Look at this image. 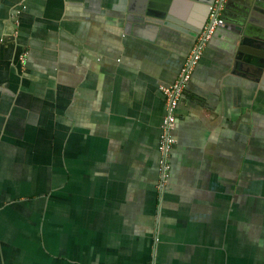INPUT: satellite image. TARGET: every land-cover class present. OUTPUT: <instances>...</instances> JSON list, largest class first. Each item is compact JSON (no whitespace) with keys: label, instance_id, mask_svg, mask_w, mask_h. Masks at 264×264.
Masks as SVG:
<instances>
[{"label":"crops","instance_id":"0c3cea01","mask_svg":"<svg viewBox=\"0 0 264 264\" xmlns=\"http://www.w3.org/2000/svg\"><path fill=\"white\" fill-rule=\"evenodd\" d=\"M0 0V264H264V0Z\"/></svg>","mask_w":264,"mask_h":264},{"label":"built area","instance_id":"2783aa9c","mask_svg":"<svg viewBox=\"0 0 264 264\" xmlns=\"http://www.w3.org/2000/svg\"><path fill=\"white\" fill-rule=\"evenodd\" d=\"M227 2L228 0H213L211 5L208 7L207 20L202 29L203 33L198 42L193 47L183 67L181 68L177 79L171 85L161 87L167 99L166 115L162 126L159 146L162 156L161 170L163 178L168 176L170 169V164L168 162V152L172 144L175 142L172 132L178 125V105L191 79L193 69L202 56L204 47L211 40L217 28L224 23L222 17Z\"/></svg>","mask_w":264,"mask_h":264},{"label":"water","instance_id":"95a60500","mask_svg":"<svg viewBox=\"0 0 264 264\" xmlns=\"http://www.w3.org/2000/svg\"><path fill=\"white\" fill-rule=\"evenodd\" d=\"M228 4V3H227ZM227 4H226V8H227ZM223 18V21H224V17ZM225 22V21H224ZM204 26V25H203ZM221 26H225V23H223Z\"/></svg>","mask_w":264,"mask_h":264}]
</instances>
